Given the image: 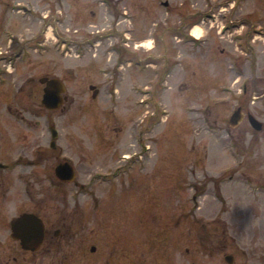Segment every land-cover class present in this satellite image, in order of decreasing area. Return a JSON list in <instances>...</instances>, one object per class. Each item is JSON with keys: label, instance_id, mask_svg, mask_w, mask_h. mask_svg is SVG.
<instances>
[{"label": "rangeland", "instance_id": "obj_1", "mask_svg": "<svg viewBox=\"0 0 264 264\" xmlns=\"http://www.w3.org/2000/svg\"><path fill=\"white\" fill-rule=\"evenodd\" d=\"M19 1V8L0 2V67L7 74L0 82L1 159L68 160L76 177L65 187L100 195L91 208L88 198L72 197L67 223L74 229L89 217L125 227L128 194L136 200L146 194V220L153 226L176 211L177 201L198 218L203 233L196 251L187 253L194 225L185 218L182 224L183 264H228L226 254H234V264H259L264 128L258 143L238 145L214 121L223 125L236 104L220 87L241 79L250 57L234 27L246 32L259 22L264 28V0L9 2ZM242 18L249 22L243 25ZM196 22L199 41L181 42L180 25ZM252 40L262 51L264 74V34ZM44 77L66 86L68 99L56 110L42 104L37 86ZM261 103L257 99L253 111L264 122ZM249 130L248 137L255 132ZM47 172L44 161L11 172L14 213L32 203L30 187L35 198L47 197L39 214L55 218L48 203L59 185ZM244 239L252 254L243 251ZM79 242L71 239L39 264H87Z\"/></svg>", "mask_w": 264, "mask_h": 264}, {"label": "flooded vegetation", "instance_id": "obj_2", "mask_svg": "<svg viewBox=\"0 0 264 264\" xmlns=\"http://www.w3.org/2000/svg\"><path fill=\"white\" fill-rule=\"evenodd\" d=\"M9 1L0 0L3 4L21 3V1ZM243 21V25L249 22L247 19ZM196 24L197 22L193 23L192 26H189V24L188 26L180 25L178 37L181 38V42L195 44L199 41V38L192 34V29ZM259 24V22L256 24L258 27V29L255 28L256 31L249 28L246 32H238L237 27H234V32L236 33L232 35L241 42L242 47L246 50V55L250 57L242 62V78L233 80L228 85L220 87L222 91L226 89L229 98L236 100V104L233 110H231V113L222 120L225 125H220L218 119L214 121L215 126H219L224 130L226 135L238 145L243 141L246 142L247 139L250 142L253 138L258 143L259 135L257 133L264 128V122L259 119L258 113L255 110L253 111V104L257 102V99L262 100L261 104L264 106V92L261 89V84L264 83L262 51L257 49L256 44H254L258 40H255V42L252 40L254 35L264 34V28ZM2 74V78L5 79L4 75L7 74L5 72ZM42 79L39 81V87L37 86L42 91L41 101L45 87L47 86L45 82L41 81ZM63 99L64 101L68 99L65 94H63ZM9 110L11 109L9 108ZM252 119L259 121L261 128H257ZM249 129L251 132L252 130L255 131L250 134V137H248ZM50 149L54 148L50 147ZM20 161L22 163H19L18 160H2L0 157V264H39L40 259L43 261L44 256L46 257V255L54 253L56 249L67 246L71 243V239L80 241L82 257L85 259L84 261H87V264H183L182 224L184 218L194 225V230L190 229V234L193 238V247H189L187 253H190L193 248L196 251L198 239L203 231L197 230L198 218L192 214L189 216L187 212H183L179 201H177V205L175 206L176 211L169 212L164 216L163 222L158 226H153L154 223L146 220V210L145 206H143L146 194L139 195L137 200L136 198L134 199L133 194L130 196L128 194L126 203L127 221L125 227L116 222L108 223L107 221L101 220L90 221L89 217V219L81 221L80 226L74 229L67 223V218L71 216L68 213V208L71 206L72 197L74 199L80 196L88 198L89 208H91L93 204H99L98 196L100 195L97 194V190H76L82 194H75L74 190L65 187L71 181H66L65 177L59 176L56 173V169L58 165L68 160ZM43 161L49 169V172L44 176L47 180L50 179L53 184L57 182L59 185V188L56 189V200L48 203L50 212L52 208H55L57 215L55 218H52L51 213H48V216L42 217L39 213L44 206L41 203L39 204V202L45 200L47 197L42 200L37 197L35 198L36 195L31 194V189L28 186L26 191L30 194L32 203L30 206L26 205L22 209L17 207L14 213L12 207L8 204V192L13 184L11 172L18 166H34L38 162ZM132 162L133 160H126V163L130 165ZM260 196L264 199V192ZM261 206L264 209V200ZM73 207H76L74 209L75 211L80 208L76 202L73 204ZM24 214H33L39 220L30 219L24 221L14 230L13 223L17 218H22ZM258 217L260 218V212L257 213ZM88 221L89 223L86 224ZM89 224H93L94 226H90ZM40 226H42L41 231ZM262 229L263 231L258 241L260 245L264 243V226ZM206 233L208 234V232ZM40 234L42 239L39 243ZM244 241L242 243L244 246L243 251L245 254H252L247 253L248 242L247 239H244ZM227 255L234 256V254H226V262ZM114 256L116 257L114 258ZM258 260L259 264H264V253L259 256Z\"/></svg>", "mask_w": 264, "mask_h": 264}, {"label": "water", "instance_id": "obj_3", "mask_svg": "<svg viewBox=\"0 0 264 264\" xmlns=\"http://www.w3.org/2000/svg\"><path fill=\"white\" fill-rule=\"evenodd\" d=\"M41 81L45 82L47 84V86L45 87V90H44V95H43V100H42L43 104L48 109H52V110L58 109L64 101L61 94L66 91L65 84L58 77H53V78L46 77V78H43ZM92 89H94V86H92ZM96 94H97V91L95 89L93 92V96L95 97ZM252 120H253V123H255L257 128H261V123L259 121L254 120V119H252ZM52 132H53L54 138H56L57 131L55 129H52ZM53 145H54V142H53ZM56 173L59 176L65 177L66 179H68L70 181H72L76 175L72 165L69 162H65V163L59 165L56 169ZM30 219L36 220L38 218L33 214H24L22 218H17L15 220V222L13 223L14 230L17 229V227H19L22 222L28 221ZM39 228L41 231L42 226H40ZM41 239H42V236L40 234L39 243L41 242ZM226 260L228 263L232 264L234 262V256L233 255H227Z\"/></svg>", "mask_w": 264, "mask_h": 264}, {"label": "bare ground", "instance_id": "obj_4", "mask_svg": "<svg viewBox=\"0 0 264 264\" xmlns=\"http://www.w3.org/2000/svg\"><path fill=\"white\" fill-rule=\"evenodd\" d=\"M192 34H193L194 36L198 37V35H199L198 25L195 26L194 31H193ZM149 43H150V41H148L145 45H146V46H149ZM126 157H128V156H126Z\"/></svg>", "mask_w": 264, "mask_h": 264}]
</instances>
